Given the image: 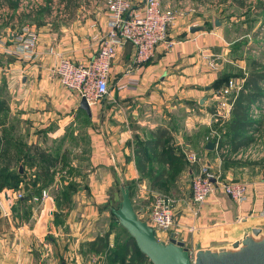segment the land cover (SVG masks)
Returning <instances> with one entry per match:
<instances>
[{
    "label": "crops",
    "instance_id": "1",
    "mask_svg": "<svg viewBox=\"0 0 264 264\" xmlns=\"http://www.w3.org/2000/svg\"><path fill=\"white\" fill-rule=\"evenodd\" d=\"M203 1H167L168 5L180 9L184 15L179 16L170 27L168 40L172 45H159L155 57L140 67L137 76L139 82L135 89L122 87L126 80L123 74L135 56V48L131 43L119 48L113 60L110 93L91 107L93 115L98 111V106L103 107L104 100L110 96L111 117H103V113L101 117H87L90 120L88 130L93 139L96 165L115 163L119 169L117 164L124 163L127 176L129 173L133 180H139V176L149 173L151 184H154L157 172L151 174L149 171L155 165L169 170L168 164L152 156L162 151L161 140L165 143L168 140L165 136L161 138V134L169 131V144L182 157L181 165L177 167L179 172L173 177L171 188L166 190L175 199L174 227L170 232L163 233L165 238L162 241L168 242L167 237L175 233L191 251H195L197 244L211 247L230 243L241 237L249 227H264V217L259 215L263 207L264 117H253L262 122L261 130L254 135L255 141L233 152L230 145V117H217V97L206 93L201 95L199 90L203 87L208 91L206 87L211 86L223 70L218 64L225 57L216 52L217 48H222L224 54L228 52L224 47L228 43L224 29L214 25L215 15L224 21L226 19L214 12L208 15L215 0ZM181 2L192 3H183L181 6ZM212 22L213 28H208ZM203 25L208 26L206 30L190 31L192 26ZM7 27L17 33L13 40L9 37ZM24 27L38 32L37 55L26 60L8 53L0 46V101L9 107L5 111L11 110L13 105L20 112L22 110L18 118L22 121L21 125L26 121L29 123V131L25 132L30 133V144L36 142L37 131H40L38 128H46V133L53 136L59 129L56 122L63 125L70 120L69 128L60 131L58 135L74 136L76 131L74 134L66 133L67 130L74 132L73 120L76 117L53 115L83 110L80 108L81 97L61 85L56 70L62 57L87 63L96 55L99 49L97 37L108 30L107 0H0V38L7 37L8 46H13L22 36ZM210 59L217 63L215 70L208 65ZM240 66L235 72L242 74L237 79L244 81L250 68ZM24 76L27 77L25 83L22 81ZM5 91L12 95L10 99L6 100L3 96ZM172 97L198 99L199 103L207 99V102L200 110L202 115L166 117L164 110ZM142 106L148 111L140 116ZM263 109L264 106H261L257 113ZM5 111L0 112V133L7 124L5 117H1ZM94 116L98 115L95 113ZM214 133L221 135L218 145ZM17 136L22 139V133ZM2 137L0 165L3 164L1 154L7 145L6 138ZM15 140L22 143L18 138ZM147 140H159L160 144L155 146L153 143L144 149L150 160L146 162L147 172L142 173L137 166L136 153L142 151L141 147L146 146ZM209 141L214 142L213 150L206 148ZM203 151L206 163L212 170H217L223 180H241L248 184L247 199L244 202L238 203L220 190L203 205L192 201L191 184H185L183 176L186 171L189 175L196 173L199 166L190 162L188 157L203 154ZM9 155L12 157L6 163L10 169L19 168L22 162L13 158L17 157L15 149L13 151L12 148ZM27 163L24 180L18 189H14L21 190L23 198L12 200L13 206L10 207L4 189L0 191V200L3 201L0 215L8 216L14 209V225L20 238L19 242L13 244L14 250L9 245L0 244V264H100L97 260L101 253L93 251L89 244L97 234L93 236L90 229L81 227L79 222L75 223L72 216H69L70 232L55 228L53 198L47 186L42 187L34 178L33 171L39 169L37 162H33L34 165ZM160 181H169V178L165 175ZM96 182L100 185L108 183L103 177H96ZM44 190L47 197L43 196ZM141 212L140 217L146 219V211ZM64 235L65 238L72 236L71 240L64 239ZM63 251L69 256H66V261L62 258Z\"/></svg>",
    "mask_w": 264,
    "mask_h": 264
},
{
    "label": "rangeland",
    "instance_id": "2",
    "mask_svg": "<svg viewBox=\"0 0 264 264\" xmlns=\"http://www.w3.org/2000/svg\"><path fill=\"white\" fill-rule=\"evenodd\" d=\"M207 1L209 2L210 0H205L203 2ZM183 3L192 2H181V6ZM142 4L143 0L134 1V5L139 8ZM210 9L211 11L208 12V15L214 12L221 14V16L226 19L225 21L221 19L222 26L217 27L224 29L228 42L224 45L228 52L224 54L222 48H217L216 50L220 56L225 57L224 59L221 58L218 64L219 68L223 69L222 72H220V76L224 75L223 73L235 74V69L239 68L240 65L249 67V61L252 58H258L264 63V0H215L214 5ZM208 26V28H213V22ZM237 78L238 77H234V79ZM212 85L208 91L200 87V94L203 95L206 93L208 95H215L216 90ZM5 92L6 94H3L5 99H10L12 95H10L8 91ZM104 101L103 107L98 106V111L90 116L84 110L68 112L66 114L55 113V115H53L54 117H76V119L73 120L75 126L74 132H69L67 130L66 134H74L75 131L77 134L74 136L58 135L60 131H65L69 128L70 120L63 125H59V123L56 122V126H59L56 132L57 134L55 133L53 136L52 134L49 136L45 131L46 128H38V130H40L39 132L37 131L38 138H36V142L32 144L28 142L30 141V133L25 132L27 130L29 131V123L26 121L21 125L22 121L18 117H20L22 110L20 112V110H17L18 107L13 105L11 110L1 114V117H5L7 124L6 127L1 130L0 136H6L11 139L13 151L15 149L18 153V151L21 150V154H17L19 157H13L15 160L19 161L22 159L25 164L29 162L31 165H34L33 162H37L39 169L34 170L33 175H35V180H38L42 187L47 186L53 198L52 204L54 205L55 228L61 229L65 233L70 232L71 224L69 222V216H72L75 223L79 222L81 227L90 229L93 236L97 234L94 240L97 239L96 241H99L101 239L98 245L104 243L106 246V242L109 244V246L107 244L106 249H104L97 260L100 264H109L110 253L112 249L116 250L117 248L120 255L116 261L117 264H122L125 263L127 259L124 250L126 249V243L130 234L122 227L116 216L112 213V209L118 208L122 201L121 185L126 184L129 186L134 208L140 216L142 210L148 212L150 209L154 193L161 192L169 194L166 190L171 188L173 177L176 175H174V172L177 173V169L175 167V170L173 168L169 171V173L173 171V174H171L173 176L169 177V181L154 185L149 183V173L139 176V180H136L137 178L133 180V177L129 173L127 176V169L124 168V163L117 164L119 169L116 168L115 163L109 162L97 166L94 162L92 148L93 139L88 130L90 120L87 117H101V113H103V117H111L110 109L112 104L110 96ZM206 102L207 99L201 104L198 102V99H179L177 97H172L164 110V115L166 117H187L190 116V114L202 115L200 110L205 107ZM217 103H219V99ZM143 108L144 106L140 109V116L146 114L148 111ZM255 110L256 109H254L253 113L254 117H264V109L261 110V113H256ZM95 113L98 116H94ZM53 116L50 115L49 117ZM56 119L59 120L60 118ZM20 132L22 133V139L17 136L18 133L21 134ZM26 134H28L27 137ZM15 138L22 141L21 147L17 145V147L21 148L18 149V151L14 145V141L18 143ZM8 141L7 139L5 143H8ZM204 154L203 151V154L198 153L197 155L201 158L202 162L206 161V156ZM211 155L212 154L209 152L208 156H210V158ZM11 157L12 155L7 156V158L3 159V162H10L9 160ZM176 164H178V162ZM22 165L25 170L23 161ZM206 165L210 168L212 173L219 174L217 170H212L207 163ZM27 166L29 167V165ZM153 168L157 169V171L161 169L157 165ZM198 170L199 167L196 173ZM36 172L40 174V177L37 176ZM33 175L31 174L30 176L33 177ZM144 176L145 178H142ZM193 176L194 175H189L186 171L183 176V182L187 185L191 184ZM96 177H98V179L103 177L108 183L100 185L96 182ZM13 216L15 217L14 209H12V212H9L8 216L0 215V244L9 245L12 247V250H14L13 244L16 241H20V238L16 234L17 227L14 225ZM10 217L11 220L9 219ZM51 235L52 237L58 238L55 234ZM162 237L165 238V235L162 234ZM70 238H72V236L69 235L65 238L64 235V239H67V241H70ZM129 249L130 251L132 249L131 243ZM63 254L64 256L62 258L66 261V258L69 256L66 255L64 251ZM57 256L60 255L58 254Z\"/></svg>",
    "mask_w": 264,
    "mask_h": 264
},
{
    "label": "built area",
    "instance_id": "3",
    "mask_svg": "<svg viewBox=\"0 0 264 264\" xmlns=\"http://www.w3.org/2000/svg\"><path fill=\"white\" fill-rule=\"evenodd\" d=\"M167 1L169 0H144L139 8L132 0H108V30L101 37H97L99 49L96 55L87 63L60 58L56 72L61 85L77 93L81 98L85 97L90 107L95 106L110 93V78L117 50L126 43H131L135 48V56L125 68L123 77L126 80L125 84L122 83V87L135 89L139 82L137 76L140 67L155 57L159 45L165 44L168 47L172 45L168 40L170 27L179 16L184 15L180 9L168 5ZM38 42V32L26 27L13 46H8L7 37L0 38V46L8 53L26 60H31L37 55ZM208 65L213 70L217 68V63L213 59L209 60ZM242 85L243 80L232 78L222 89L215 91V96L219 99L217 117H230ZM257 111L256 109L255 112ZM214 136L218 145L221 135L214 133ZM188 160L199 166L198 172L191 181L193 202L203 205L217 190L238 203L247 199L248 184L245 181L223 180L220 174L210 171L206 161L202 162L196 155L188 157ZM212 178L215 181H212ZM262 183L263 207L259 215L264 217V175ZM5 191H11L13 201H18L24 196L21 190L5 188L3 192ZM43 196L47 197L45 190ZM2 203L3 201L0 200L1 208ZM174 203L175 199L172 195L156 192L151 207L146 212L145 220L156 229L157 239L160 241L164 240L162 234L170 232L174 227ZM167 238L169 240L170 236Z\"/></svg>",
    "mask_w": 264,
    "mask_h": 264
},
{
    "label": "trees",
    "instance_id": "4",
    "mask_svg": "<svg viewBox=\"0 0 264 264\" xmlns=\"http://www.w3.org/2000/svg\"><path fill=\"white\" fill-rule=\"evenodd\" d=\"M249 68L250 71L248 73V76L243 81L242 88L240 89L234 105L231 110L230 114V121H229V128L231 131V138H230V145L232 147V151L235 152L243 147L249 146L255 141L254 135L257 134L261 130L262 122L254 119L253 111L254 109H258L259 107L263 106L264 104V63L258 58H252L249 61ZM218 77V79L213 83V88L216 91H219L222 89L230 79L234 77H239L241 75L237 73L232 74H225ZM9 107L5 104L4 101H0V112L8 110ZM169 131L166 130V133L163 132L161 134V138L165 136L167 143L162 139L161 140V146L163 147L162 151L159 153H155L152 156H156L158 158V161L163 164H168L169 170L166 169H160L156 171L155 169H151L149 172L153 174L154 172H157L155 176L154 185L157 183H161L163 181H160L163 176H167L168 178L170 176H173L169 173L173 168L175 170V167L177 169L178 174L179 168H177L179 165H181L180 157H182L181 154H177L175 151V148H173L169 144V140L171 139V134L168 133ZM167 134V135H166ZM6 138V139H5ZM2 139H5V141L8 139V143L5 147L4 152L1 154L2 165H0V191L5 188H12V189H18L21 185V183L24 180V177L26 175V170H24L23 173L19 172V168L16 169H10V167L7 165V163L3 162L4 158H7L9 156V153L12 150V142L11 139L7 137H2ZM155 146H159L160 141L159 140H147L145 142L144 147H141L142 151H139L136 153V156L138 157L137 160V166L140 172H147L146 162L150 160V156L145 152L144 149L148 147L150 144H153ZM22 143L14 144L15 148L21 149ZM17 145L19 147H17ZM18 155L21 154V150L18 151ZM19 157V156H17ZM20 163L24 160H19ZM178 162V164H176ZM40 177V175H37ZM166 182V181H165ZM97 240V239H96ZM93 240L90 242L91 249L98 253H103L104 249L107 247L104 243L99 244V241L101 242V239L99 241ZM130 243L132 244V249L130 251L129 246ZM100 246V247H99ZM109 246V244H108ZM126 262L122 264H153L146 255H144L138 248L136 241L130 236L127 243H126V249L124 250ZM120 252L118 251V248L112 249L110 253V259L109 264H117V258L119 257ZM121 264V263H120Z\"/></svg>",
    "mask_w": 264,
    "mask_h": 264
},
{
    "label": "water",
    "instance_id": "5",
    "mask_svg": "<svg viewBox=\"0 0 264 264\" xmlns=\"http://www.w3.org/2000/svg\"><path fill=\"white\" fill-rule=\"evenodd\" d=\"M214 25L222 26L220 16L215 15ZM206 26H192L190 31L206 30ZM11 40L16 37L14 31L7 27ZM27 77L22 81L25 83ZM207 90L210 86L206 87ZM204 101L201 100V103ZM80 108L88 115L92 109L85 97L81 98ZM209 150L214 149V142L209 141L206 145ZM19 172L23 173V165ZM212 181H215L212 178ZM122 201L118 208H113L112 213L118 222L136 241L139 250L148 257L153 264H264V227H249L244 230L241 237L230 243L217 244L211 247L195 246V251L187 247L186 242L171 233L168 242L157 239V231L146 220L140 218L135 210L130 196V188L126 184L121 185ZM7 204L12 207L13 201L9 191L4 193ZM62 264H66L63 262Z\"/></svg>",
    "mask_w": 264,
    "mask_h": 264
}]
</instances>
